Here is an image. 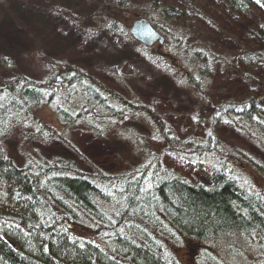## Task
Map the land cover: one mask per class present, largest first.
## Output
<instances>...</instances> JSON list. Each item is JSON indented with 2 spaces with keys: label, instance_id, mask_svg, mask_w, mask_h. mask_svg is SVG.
Instances as JSON below:
<instances>
[{
  "label": "trees",
  "instance_id": "obj_1",
  "mask_svg": "<svg viewBox=\"0 0 264 264\" xmlns=\"http://www.w3.org/2000/svg\"><path fill=\"white\" fill-rule=\"evenodd\" d=\"M0 2L4 4L5 0ZM169 2L174 4L168 7ZM96 3L102 6L97 12L104 21L102 31L112 37L126 36L112 15L132 3H137L138 12L144 13L162 33L172 61L155 55L154 59L146 57L145 64L162 71L164 83L169 85L170 81L175 89L194 92L202 98L199 103L204 111L192 114L194 121L205 119L209 133L221 125L247 130L256 126L264 140V110L259 100L264 96L263 84L257 92L247 90L232 98H204L213 72L230 69L240 81L254 74L253 80L260 83L257 72L264 63V25H257L260 30L255 44L248 37L230 51L218 44L220 23L216 14L226 22L243 18L249 23L245 15L254 12L264 20V0ZM57 13L61 15V10ZM67 17L72 19L68 14ZM188 20H192L193 29L200 24V30L190 31ZM10 64L6 58L1 60L8 76L0 81V226L17 228L6 233L13 238L11 247L0 239V264H179L172 255L183 253L185 247L179 248L184 240L185 246L191 247L187 264L199 256V247L212 242H236L238 238L249 247L258 243L264 248V199L260 195L241 187L218 169L209 175V185L200 186L187 182L163 163L162 154L174 152L181 156L197 154L212 165L218 155L217 147H211L213 137L205 141L194 136L180 140L156 109L128 102L74 67L66 66L63 71L66 86L54 89L50 80L34 81L13 73ZM68 68L75 69L71 78L66 74ZM106 72L124 86L119 66H108ZM50 78L55 77L51 74ZM44 106L54 113L63 134L70 128L83 127L101 139L117 129V141L132 147L133 159L126 158L127 167L115 175L93 166L84 170L72 160L61 158L29 159L22 166L16 165L3 149L4 140L12 133L21 134L28 142L47 144L57 140L72 147L65 134L62 136L41 116ZM143 113L149 129L142 135L121 124ZM151 141H160L162 146L156 150ZM250 163L264 173L257 161ZM28 173L33 175L31 181ZM34 187H39L40 192ZM35 204L44 224L56 222L58 229L47 228L37 220ZM224 247L231 248L228 257L234 262L231 254L236 249L232 245ZM193 251L197 252L192 255ZM246 262L259 264L257 258Z\"/></svg>",
  "mask_w": 264,
  "mask_h": 264
},
{
  "label": "rangeland",
  "instance_id": "obj_2",
  "mask_svg": "<svg viewBox=\"0 0 264 264\" xmlns=\"http://www.w3.org/2000/svg\"><path fill=\"white\" fill-rule=\"evenodd\" d=\"M111 1L113 5L116 2V0ZM137 3H132L123 9V13H114V17L117 19L118 15H121V24L127 21L126 25H128V22L134 18V14L138 11ZM171 4L174 2H169L167 6L169 7ZM58 10H61V15L57 13ZM97 12L95 0H5L4 4L0 2V81L8 76L1 65V60L4 58L11 63L10 67H13V73L22 74L30 79H41L48 71L47 68L50 67L56 66L62 69L63 65L74 66L85 70L83 71L85 74L88 71L90 75L97 77L103 84L122 95H128L127 92L130 90L131 97L156 109L180 140H189V136L204 138L206 130L210 129L208 122L201 117L197 123H194L193 117H191L192 114L204 111L202 104L199 103L202 98L197 97L194 92L188 94L182 89H175L168 79L169 85H165V74L145 65L141 60H136L140 56L134 49L130 54L128 48H131V45L107 42L105 33L99 28L102 23ZM258 12L262 13L263 11ZM67 14L72 19L68 18ZM94 16L95 20L92 19ZM245 16L249 23L243 18L226 22L219 13L216 14V21L219 18L220 23L218 24L219 45L223 48L226 46L232 51L234 44L241 45L243 39L248 37L252 44L256 43V33L260 30L257 25H264V20L254 12H249ZM58 17L60 20L57 19ZM188 22L190 31L200 30V24L199 27L193 29L190 27L192 20H188ZM138 62L139 64L136 65L135 63ZM111 64L121 67L127 86L118 84L106 73L107 65ZM3 65L7 67L4 61ZM74 73V68L66 70L69 78ZM257 73L260 75V83L253 80L254 74L251 77L243 78L241 82L239 78L235 77L234 71L230 69L211 74L204 98H232L237 93L249 91L250 86L254 92H257L261 88L260 84L264 85V63L260 65ZM43 114L48 123L59 129L52 113L44 109ZM135 120L134 118L123 120L124 126L127 124L128 128L142 135V130L149 127L145 120ZM185 122H189L191 125L197 124V126L191 128L190 125L186 126ZM134 124H140L144 129H136ZM251 129L258 133V129L255 127ZM59 130L62 136L65 134L66 140L77 149L79 154L74 153L58 141H54L50 145H39L28 143L16 134L4 141L3 149L18 166L26 163L29 159L54 160L57 157H62L73 160L79 167L85 169H88L87 166H93L112 173L120 172L123 166L127 167L128 163L125 159L134 157L132 147L128 143L117 141L115 136L108 135L106 141L103 142L105 138H97L87 131L72 130L69 133L68 130L63 134L61 128ZM213 135L218 148L220 146L221 151L230 160L229 168L235 178L264 199V173L250 163L257 161L264 167V143L255 141L256 135H254V140L252 136L244 134L238 126L234 128L230 125H221L216 131L213 130ZM116 143L121 146H117ZM151 145L154 149L159 150L162 143L151 141ZM133 147L140 152L137 146L133 145ZM162 159L167 166L188 180L199 183L206 182L208 174L195 168L190 160L183 161L174 157L170 152H166ZM218 243L215 247L209 244L205 245L218 253H214V261H219L222 264L246 263L244 257V262H227L229 260L228 253L225 255L221 252L224 246L232 245V249L240 248L252 251V248L245 244L244 240L238 238L236 242ZM184 247L185 250L179 257L181 264H187L191 258L188 256L189 250L185 246V240L184 245L179 249ZM206 259L193 257L192 264H203ZM253 260H256L255 256L252 257ZM213 264L218 263L213 262Z\"/></svg>",
  "mask_w": 264,
  "mask_h": 264
},
{
  "label": "bare ground",
  "instance_id": "obj_3",
  "mask_svg": "<svg viewBox=\"0 0 264 264\" xmlns=\"http://www.w3.org/2000/svg\"><path fill=\"white\" fill-rule=\"evenodd\" d=\"M224 44H226V43L224 42ZM224 48L228 50V48H227L226 46H224ZM131 53H132V52L130 51V54H131ZM146 57H148L149 59H153V56H152L151 54H149V53H147V54H146V53L143 54V57H142L143 60H145ZM136 60H138V58H137ZM136 60H135V61H136ZM76 69H77L78 71H84V70L81 69V68H76ZM165 85H168V84L165 83ZM96 91H97V90H96ZM249 91L254 92L252 88H250ZM97 92L103 95V93H102L101 91H97ZM259 100H260V102L262 103V105H263V109H264V97H263L262 99H259ZM193 122H194V123H197V122L194 121V120H193ZM185 123H188V125H190L191 128L197 126V124H195V125H191L189 122H185ZM207 134H208V136H207ZM18 135H19V134H18ZM20 135H21V134H20ZM208 137H210V138L213 137L211 147H213V148H214V147H217V149H216L215 151L218 152V155L215 156V163H213L212 165H210V164H208V163L206 162L205 159H203L202 157H199L197 154H194V153H192V154H188V155L185 154L186 159H188V160H190L191 162H193V166H194L195 168H197L198 170H200V171H204V172H205L207 169H210V168L218 169V170L222 171L227 177H229V178H231L232 180H234L238 185H240L241 187H243L244 185L241 184V183L235 178V175L231 172V170H230V168H229V167H230V160L227 158V155H226L225 153H223V151H221L220 146H219V148H218L217 143H216V141H215V139H214V135L206 131V136H205L204 138H202V137H197V138H200V139H202L203 141H205V140H207ZM257 138H260V137H259L258 135H256V140H255V138L253 137V139H254L255 141H260L261 143H264V140H263V141H262V139H258V140H257ZM186 164L191 165V164H189V163H186ZM175 172H176V171H175ZM176 173H177V172H176ZM28 174H29V175H27V176H28V179H29V181H31L33 175H31L30 173H28ZM177 174H179V173H177ZM179 175H181V174H179ZM181 176L184 177L183 175H181ZM184 179H185L187 182L192 183V184H194V185L206 186L205 183L192 182V181L188 180L186 177H184ZM53 181H54V179H53ZM244 187H245V186H244ZM34 188H35L34 190H37V193L40 192V191H39V189H40L39 187H38V188L34 187ZM43 189H44V188H43ZM53 190H55V191L57 192L56 189H53ZM44 192H45V194H46V193H47V190H45ZM39 198H40V199H43L42 194H39ZM35 208H36V212H37V220H39L40 223H41L42 225L46 226L47 228L49 227V228H52V229H58V225L56 224V222H55V223H51V224H49L48 226L45 225V224H44L43 217L39 216V213H38V206H37V204H35ZM51 219H53V218H51ZM16 228H17V227H15V226H7V225H4V227L0 226V239H2L4 242H6V244H7L9 247L12 246V245H10V244H12V243H10V241L13 240V238L11 239V237H9L8 234H6V233H7V232H12L13 229H16ZM20 229L22 230V226H20ZM207 242H208V241H207ZM208 244H209V245H212V246H214V247L216 246L213 242H212V243H208ZM251 247H252V251H253V252H252V251H249V250H243V252L241 253L240 248L237 249L236 252H235V261H234V262H235V263L244 262L243 257H244L246 260H251L252 257L255 256V257L257 258L259 264H264V260L262 259V256H263V254H264V253H263V250H264L263 246L260 245V244H258V243H255V244L252 243ZM171 248L175 251V249H174L173 246H172ZM190 248H191V247H188V246H187V249H190ZM198 249H199L201 252H200L199 256H196V255H195L194 257L207 258L206 261H205V263H203V264H213V262H211V261H214V253H216V252H214V250H213L212 248H210V247H208V246H206V245H204V246H202V247H199ZM243 249H244V248H243ZM223 251H224L225 253H229V252L231 251V248L223 247L221 252L223 253ZM195 252H197V251H193V254H192V255H194ZM181 254H182V253H177V252H175V253L172 255L173 258L176 260V262L179 263V264H181V263H180V259H179V257H180ZM216 254H218V253H216ZM170 257H171V256H170ZM240 264H241V263H240ZM245 264H250V263H249V262H246Z\"/></svg>",
  "mask_w": 264,
  "mask_h": 264
},
{
  "label": "water",
  "instance_id": "obj_4",
  "mask_svg": "<svg viewBox=\"0 0 264 264\" xmlns=\"http://www.w3.org/2000/svg\"><path fill=\"white\" fill-rule=\"evenodd\" d=\"M137 18L131 23L129 34L144 46H150L154 42H158L161 45L163 37L150 26L142 15H138Z\"/></svg>",
  "mask_w": 264,
  "mask_h": 264
}]
</instances>
